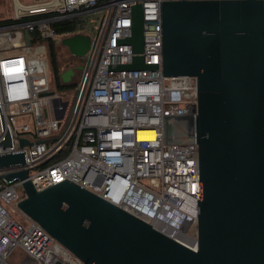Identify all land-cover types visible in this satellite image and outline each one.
Listing matches in <instances>:
<instances>
[{"label":"built area","instance_id":"obj_1","mask_svg":"<svg viewBox=\"0 0 264 264\" xmlns=\"http://www.w3.org/2000/svg\"><path fill=\"white\" fill-rule=\"evenodd\" d=\"M161 1L11 0V15L0 21V154L24 150L26 162L1 167L0 174L27 168L37 191L67 178L195 250L198 145L164 143L163 114H196L197 80L162 74ZM135 3L143 15L138 54L155 69L118 68L135 54L120 42L131 34ZM97 10L94 45L67 114L68 101L49 85L43 40L63 37L52 23ZM34 32L40 41L32 43ZM138 130L154 136L139 139ZM21 183L0 176V264H9L15 248L24 252L19 264H84L18 208Z\"/></svg>","mask_w":264,"mask_h":264},{"label":"water","instance_id":"obj_2","mask_svg":"<svg viewBox=\"0 0 264 264\" xmlns=\"http://www.w3.org/2000/svg\"><path fill=\"white\" fill-rule=\"evenodd\" d=\"M142 16L133 4L120 42L135 54L118 68H157L138 54ZM160 17L163 76L197 80V113L163 114L164 143L198 145L195 250L67 178L37 191L27 168L0 176L21 180L18 208L84 264H264V0H163ZM94 40L73 33L60 43L82 56ZM24 162V150L0 154V168Z\"/></svg>","mask_w":264,"mask_h":264},{"label":"rangeland","instance_id":"obj_3","mask_svg":"<svg viewBox=\"0 0 264 264\" xmlns=\"http://www.w3.org/2000/svg\"><path fill=\"white\" fill-rule=\"evenodd\" d=\"M24 2H32L34 0H22ZM101 10L97 11H91L88 13L83 14L84 19L82 22H80V32H83L84 34H89L91 37L95 35L94 27L98 23V19L100 16ZM82 15V16H83ZM64 36V35H63ZM62 37L59 39H56L57 47H56V53H57V60L59 64V68L62 71L67 65L70 64L71 67L75 68L74 76L71 78V81L67 83H62V81L59 79V81L54 77V74L52 71H50L48 76V81L51 89L59 94V96L62 97L63 101H68V108H67V114L70 111V107L72 106L76 90H77V79L80 75V72L76 67L80 64H83L86 60L87 55L84 54L82 56H75L71 54L67 46L62 45L60 43ZM66 114V115H67ZM17 189L23 193V189L21 186H17ZM7 208L9 206L6 205ZM13 217L16 218L21 225L26 226L28 224L27 220L19 215L18 213L14 212L12 213ZM24 256V252L19 249L15 248L11 254L8 256L6 261L9 264H19Z\"/></svg>","mask_w":264,"mask_h":264},{"label":"trees","instance_id":"obj_4","mask_svg":"<svg viewBox=\"0 0 264 264\" xmlns=\"http://www.w3.org/2000/svg\"><path fill=\"white\" fill-rule=\"evenodd\" d=\"M83 19H84V15L61 19L59 21L52 23V27L59 35L76 33L79 30H81L80 22H82ZM38 41H40V39L38 38L37 33L36 32L31 33V42L33 43ZM43 42L46 44L47 47V56L49 60L50 71L53 72L54 77L59 81L61 70L59 68V64L57 60L56 39H47V40H43ZM53 159H55V157Z\"/></svg>","mask_w":264,"mask_h":264},{"label":"crops","instance_id":"obj_5","mask_svg":"<svg viewBox=\"0 0 264 264\" xmlns=\"http://www.w3.org/2000/svg\"><path fill=\"white\" fill-rule=\"evenodd\" d=\"M11 13H12L11 0H0V21H4L6 18H8L11 15Z\"/></svg>","mask_w":264,"mask_h":264},{"label":"bare ground","instance_id":"obj_6","mask_svg":"<svg viewBox=\"0 0 264 264\" xmlns=\"http://www.w3.org/2000/svg\"><path fill=\"white\" fill-rule=\"evenodd\" d=\"M154 136L153 130H138L137 137L139 139H151Z\"/></svg>","mask_w":264,"mask_h":264},{"label":"flooded vegetation","instance_id":"obj_7","mask_svg":"<svg viewBox=\"0 0 264 264\" xmlns=\"http://www.w3.org/2000/svg\"><path fill=\"white\" fill-rule=\"evenodd\" d=\"M80 67H81V64H80V66L78 65V66L76 67V69L80 70ZM68 68H71V69L73 70V72H75V68L71 67L70 64L67 65L62 71L66 70V69H68ZM62 71H61V72H62ZM73 76H74V74H73Z\"/></svg>","mask_w":264,"mask_h":264}]
</instances>
